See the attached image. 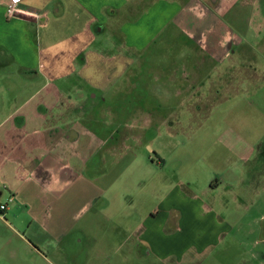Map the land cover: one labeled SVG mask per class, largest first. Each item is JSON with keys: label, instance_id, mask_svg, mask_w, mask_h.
Listing matches in <instances>:
<instances>
[{"label": "crops", "instance_id": "1", "mask_svg": "<svg viewBox=\"0 0 264 264\" xmlns=\"http://www.w3.org/2000/svg\"><path fill=\"white\" fill-rule=\"evenodd\" d=\"M10 1L0 0V187L5 185L0 188V205H5L0 211V245L7 248L3 235L13 227L8 218H16L13 213L23 208L29 213V224L34 223L45 233V237L35 238L40 256L41 246L67 242L90 261L95 253H109L113 243V252L121 253L122 264L147 256L168 260L175 255L179 261L188 257L184 256L195 245L199 264L207 261L209 257L202 255L208 251L215 254L218 246L236 241L228 237L232 226L211 204L198 205L195 196L180 190L170 189L166 195H161V190L158 197L154 186L148 191L149 197L153 201L158 197L160 204L152 209L144 206L141 221L134 219L133 213L109 216L108 191L116 199L123 195L111 188L117 177L89 169L98 154L95 148L104 141L72 118L81 109L76 108L71 95L61 87L48 86L73 81L80 96L87 92L76 87L77 82L107 92L115 80L125 79L126 67L133 68L137 61L147 58L150 44L158 40L160 47L170 49L161 53L168 61L163 66L174 69L173 75L182 76L190 67L202 70L201 63L205 62L212 65L206 78L216 73L220 78L214 65L221 66L229 59L239 43L236 32L226 23L227 15L239 4L237 17L251 5L254 12L260 0H19V11L8 17L5 11ZM258 8V14L264 16ZM177 36L185 38L191 49ZM158 58L161 61L160 55ZM98 67L104 70L100 79L94 71ZM169 74L172 71L164 82L178 81L177 76ZM200 80L197 77L192 84ZM183 90L181 86L175 97L183 99L188 88ZM194 92L192 88L189 99L196 97ZM41 94L54 102L42 99L41 114L31 111L23 118L21 113L28 109L29 101ZM19 99L24 100L20 105ZM32 119L39 124H30ZM149 161L155 167L164 165L160 158ZM217 187L208 184L209 191ZM140 191L136 194L141 197ZM244 196L237 193L232 203H243ZM139 211L140 207L134 209V213ZM96 228L106 232L100 236ZM110 229L109 237H105ZM250 233L245 229L235 243L249 247L264 242L253 241ZM254 252L247 248L227 264H264V254Z\"/></svg>", "mask_w": 264, "mask_h": 264}, {"label": "rangeland", "instance_id": "2", "mask_svg": "<svg viewBox=\"0 0 264 264\" xmlns=\"http://www.w3.org/2000/svg\"><path fill=\"white\" fill-rule=\"evenodd\" d=\"M256 6L254 12L253 5L244 8L237 17L241 7L239 4L232 7V12L227 15L226 23L236 32L239 43L231 51L229 59L221 66L214 65L220 72V78L218 73L206 78L208 66L210 68L212 65L205 62L201 63L202 70L190 67L192 71L187 70L182 76L173 75L174 69L163 66L168 61L161 53L170 49L160 47L161 40H158L155 45L150 44L146 51L147 58L137 61L133 68L126 67L125 79L115 80L116 84L107 92L92 90L88 84L77 82L75 86L87 92V95L80 96L75 93L73 81L69 85L55 83L48 86L49 89L61 87L71 95L76 108L81 109L72 118L76 117L79 125L104 141L95 148L98 154L88 164L94 173L108 172L117 177L114 179L113 176L116 181L111 188L123 195L116 199L110 196L113 192L108 191L109 216H117V212L131 216L133 213L134 219L141 221L144 206L156 208L160 204L158 197L161 190V195H166L171 189L172 192L180 190L184 195L195 196L197 204H211L222 220L232 226L228 237H234L236 241L218 246L215 254L208 251L202 255V258L209 257L207 261L199 264H227L247 248L264 254V242L258 240L264 239V231L261 232V228H264V16L257 11L258 7L264 11V0L257 1ZM181 37L177 36L180 42L186 44L182 45H188L191 49V44ZM159 55L161 61L158 60ZM94 71L100 79L104 70L98 67ZM170 71V76H177V82L171 80L170 84L163 81ZM197 77L201 80L192 84ZM181 86L188 90L186 94L183 90V99L180 100L181 97H175L179 96L175 92H179ZM192 88L196 97L189 99ZM42 99H46V103L54 102L41 94L40 98L29 101L28 109L21 113L23 118L31 111L41 114L39 101ZM23 101L19 99L17 103L20 105ZM177 103L179 108L176 107ZM28 122L33 126L39 124L33 119ZM149 158H160L164 165H150ZM209 183L217 185V189L209 191ZM154 186L158 197L153 201L148 191ZM139 188L142 189L141 197L136 194ZM237 193L246 195L243 203H232ZM186 199L191 200L189 197ZM139 207L140 214L134 213V209L138 210ZM13 214L16 218H8L13 226L12 232L3 235L8 242L7 248L0 245V264L124 262L121 253L113 252V243L108 247L109 253H95L90 261L83 258L78 248H70L67 242L58 246L52 243L41 246L43 256H40V247L35 238L39 235L45 237V233L34 223L29 224L26 208ZM245 229L251 230L250 238L260 243L255 246L252 243L249 247L235 243ZM97 232L101 236L106 231L96 228ZM111 232L110 229L104 236ZM196 250V246L192 245L184 257L189 256L179 261L176 260L179 256L175 255L168 260L147 256L141 261L126 260L125 264H198Z\"/></svg>", "mask_w": 264, "mask_h": 264}, {"label": "built area", "instance_id": "3", "mask_svg": "<svg viewBox=\"0 0 264 264\" xmlns=\"http://www.w3.org/2000/svg\"><path fill=\"white\" fill-rule=\"evenodd\" d=\"M19 0H11L10 3L6 7V15L8 17H13L18 11H19ZM37 18V16H36ZM5 209V205H0V211H3Z\"/></svg>", "mask_w": 264, "mask_h": 264}]
</instances>
